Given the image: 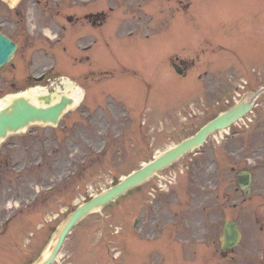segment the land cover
I'll use <instances>...</instances> for the list:
<instances>
[{
  "label": "rangeland",
  "instance_id": "obj_1",
  "mask_svg": "<svg viewBox=\"0 0 264 264\" xmlns=\"http://www.w3.org/2000/svg\"><path fill=\"white\" fill-rule=\"evenodd\" d=\"M105 1L108 4L117 5L119 0H101L99 5H104ZM125 3L128 4L129 2L125 0ZM151 5L155 6L154 3ZM257 5L258 0H201L198 2V8L202 10L200 26L203 28L212 27L215 37L222 40L227 46H229L231 38L234 36L237 39V48L240 51L247 54L248 51H251L257 54L253 60L248 56L244 59L239 58L250 70L259 68L255 60H264V47L257 44L261 43L264 36L255 37V44L251 41L248 45L250 37L248 28L257 27L263 22L250 14V11L257 9ZM135 6L137 7L136 16H145L139 3H136ZM145 6L146 4L142 3V7ZM114 7L116 9L112 13L108 25L113 30L115 23L118 26L121 21L123 32H127L123 37V48L119 41L112 39L107 45V51L101 53L102 65L112 67L116 76L102 77L103 79L97 80L101 81L100 83H95L90 88L91 93L95 96V98L90 99V102L94 103L90 106L91 109H96L94 115L97 119L82 123L89 129L86 136L82 135V132L79 133L78 136L83 137L79 144H75V141H67V139L73 138L68 134L72 119H76L77 116V113L74 114V110H72V112L67 113L60 126V128L63 126L69 127L67 130L63 131L60 128L56 130H54L55 128L41 129L39 133L42 134L43 141L32 143L34 146L32 148L33 156L41 155L42 157L39 165H37V161L32 162L31 165L28 164V157H32L28 156L25 148L22 147L10 153L8 159L9 161L10 158L18 161L26 157V163H22L14 170L11 169L12 172L5 167V162L1 165L8 172L1 177L0 220L10 216L9 214L15 216L21 214L10 226V231L6 235L1 234L3 221H0V264H28L37 261L41 257V253L43 254L52 242L66 216L74 209L76 204L82 203L90 194L98 193L109 187L113 184V180H118L132 170L139 168L144 164V161L184 138L187 132L195 131L196 126L205 119L202 114L193 116L190 123L194 128L188 126L189 121L185 119L186 110L184 109L185 103H183L185 97L182 95V91L176 92V90H182L181 87H176L175 93L170 95L172 99L163 105H160L157 101L154 102L153 99L156 94L155 92L152 93L148 98L149 104L144 119L148 122L142 125H139L140 122L134 119L130 112L126 115L121 114L123 111L120 110L119 103H115V107L118 109H116L118 112V117H116L115 112L110 108L112 105L108 106L110 101L107 96L101 92L98 93L96 90L93 91L97 87H101V91L106 93L112 89L113 91L108 95L111 99L130 100L132 90L128 86L138 81L134 77L137 75V71L142 70L143 63L150 62L154 58V51L150 42H158L161 49L165 42L163 39H159L157 34L152 40H148L147 37L143 36L131 35L128 31L132 27L128 28V23H130L129 17L126 16L128 14L125 13V10L121 13L122 9ZM41 8L42 6L38 8L39 12ZM86 9L87 7L83 8V10ZM120 13L121 16L123 15L121 18H119ZM173 14L174 12L171 13L170 17ZM159 18H161V15L158 16ZM87 28L88 26L84 27L85 30ZM93 32L94 28H91L90 33ZM131 43H135L132 45L134 50L131 48ZM99 48L101 50L103 46L101 45ZM123 50L125 51L123 52ZM48 57L57 61L58 70H61L64 74L71 75V71L74 72L81 67L80 65L79 67L73 65L71 58L64 65L62 53L49 52ZM222 57L226 60L238 59L237 55L231 52H224ZM122 59L128 65L125 74H123V68L120 66ZM8 69L9 67L0 69V75ZM1 86L4 91L0 92V101L5 100L8 96L10 97L13 93H17V90L10 88L9 82H2ZM117 87L120 88L119 91H117ZM62 89L74 91L75 87L72 84L71 87H66L63 81L53 80V82H46L44 86L36 90L33 87L28 88L26 92L33 97L41 90L56 91ZM164 97L157 96L159 99ZM84 106L83 104L81 107ZM104 107L107 111H104ZM123 110L126 111L124 105ZM97 111H100L101 120L105 124H101L102 121H99L100 116L96 114ZM133 111L134 115L138 112L135 109ZM261 111L264 116V107L261 108ZM104 125L110 127L109 131L111 133V137L107 139L106 144L102 142L101 136L103 133H100L105 131ZM112 135L117 137L114 138ZM18 138L16 136L10 137V139ZM29 143L31 141L27 140L26 144ZM210 144L218 146L214 152L220 150V146L213 139ZM105 146L106 148H103ZM100 149L107 150L103 156L104 158L100 160L99 158H92L94 153ZM209 149V147L205 149L206 153L209 152L203 167L206 174L205 183L209 187L212 183L208 182V179H213L217 183L214 193L222 196L223 201L219 197L214 199L213 205L208 204L204 208L198 209L199 218H203L206 223L214 225L210 228L211 235L213 233L218 234V227L221 230V223L225 219L238 220L244 236H246V242L253 239L248 250L239 247L225 256H219L218 252L215 251L217 246L210 239L197 241L195 238L190 237L192 233L190 229L188 230V225L189 223L193 224L196 218L191 219V214H188L186 220H184V213L187 209L186 197L182 188L184 175L178 172L176 183V187L180 189L177 196L178 201L175 202V205H169L172 211L168 212L166 216L167 220L177 222L174 225V230H177L175 238L182 239L184 243L174 242L171 246L166 245L164 250L161 247L164 244L163 237L149 232L140 233L136 227L137 219L128 222L126 218L127 212L131 213L137 210L136 201L131 196L127 202L121 198L116 203H112V205L87 217L70 236L61 252V257L54 264H264V190L262 187L260 190L256 188L252 200L238 202L242 199L237 200L236 198L237 193L234 190L235 173L238 168L247 166V160L236 162L233 160L234 157L232 158L233 155L227 154L224 156L222 152L218 154L222 158L216 159L213 158L215 153H211ZM212 159H215L214 164H211ZM186 160L187 157L182 162ZM216 162L218 163L217 168H215ZM175 166L177 167L174 170H178L183 164L180 161ZM256 174L257 179L264 180L263 169L260 165L256 167ZM155 181L152 179L150 183L141 187L148 190L149 187L154 185ZM51 186L53 190L50 192L48 190H51L49 189ZM37 189H40L38 198L41 199L28 209L25 208L26 203L32 201V195L34 192L36 194ZM133 192L134 190L130 193L133 194ZM147 197L150 198V196ZM140 199L143 204L142 209L149 211L152 205L145 202L142 197ZM18 200L20 207L15 206ZM235 202L239 204L236 208H234ZM10 204L14 207H9ZM213 220L220 225L217 226V223ZM37 222L39 226L42 224L40 229H36L35 223ZM163 222L164 219L158 225L157 221L155 228L157 232ZM32 223L33 225H31L29 231L36 229V238L30 242L28 238L29 231L25 229V225ZM17 224H19L17 231L15 232L14 228L11 230ZM115 225L118 226L117 231L113 232ZM23 231H28V233ZM103 231L105 235L102 239L100 238L101 240L98 243L97 237ZM199 233L200 230H197L193 234L197 235ZM190 238L191 241L187 242ZM198 238L202 237L198 236ZM16 240L19 242L17 243ZM106 241H109V246L113 247V250L118 251L116 256L120 257L117 258L118 260H111V256L109 259L106 257V254H111L105 246ZM27 244L28 248H26ZM95 247H97L98 253L94 252Z\"/></svg>",
  "mask_w": 264,
  "mask_h": 264
},
{
  "label": "water",
  "instance_id": "obj_2",
  "mask_svg": "<svg viewBox=\"0 0 264 264\" xmlns=\"http://www.w3.org/2000/svg\"><path fill=\"white\" fill-rule=\"evenodd\" d=\"M13 50L14 49L11 46V44L7 40H5L4 38H2L0 36V65L9 59ZM229 113H230L229 115L228 114L225 115L224 117H222V119H226L228 116L231 117L230 119H228L226 122L220 123V124L217 122H213V123H215L214 127L220 128L221 126L227 125L229 121H232V119H235L240 114L239 112H236V111L235 112L231 111ZM9 115L11 116L10 117L11 118V120H10L11 125H9V124L8 125L11 126L12 129H17L19 126L24 125L29 118L30 119L42 118L43 117V111L35 112L33 110H28V113L24 114V115H21L19 112H17V113L13 112ZM19 115L22 117H19ZM196 144L197 143H194L192 145V143H188V141L183 142L178 147L169 151V153H168L169 157H167L166 159L158 160V162H155V163L149 165L147 168H144L140 172L136 173L134 176L125 180L121 185H119L116 188L108 191L107 193L95 198L92 202H90V203L82 206L80 209H78L73 214V216L70 217L68 222L64 225L62 230L59 232L58 240H57L55 246L53 247L49 257L44 259L42 262H40L38 264H49L52 261V259L54 258L55 254L59 248V246L61 245V242H62L67 230L70 228V226L72 224H74L86 212L91 210L93 207L104 204V201H106L109 198H112V197L116 196L117 194L123 192L128 186H132V185L136 184V182L141 181L145 177L144 176L145 171H149V170H152V169L159 167L161 164H163L164 162H166L170 158L176 157L177 155L181 154L182 152H184L189 147L194 146ZM238 180H239L242 188L245 189V192L248 193L249 192L248 187H249L250 180H251L250 175L249 174L245 175V173H241L239 175ZM239 238H240V233L236 229V224L234 222H231V221L226 222L225 228H224L223 249H228V248H231L232 246L236 245L239 241Z\"/></svg>",
  "mask_w": 264,
  "mask_h": 264
},
{
  "label": "flooded vegetation",
  "instance_id": "obj_3",
  "mask_svg": "<svg viewBox=\"0 0 264 264\" xmlns=\"http://www.w3.org/2000/svg\"><path fill=\"white\" fill-rule=\"evenodd\" d=\"M72 19V18H71ZM16 33H18L17 35L18 36H16V35H11V37L14 39V40H17V41H19V42H24V43H26V44H28V40H29V38H28V36H27V34H26V31L23 29V30H18V31H16ZM18 37H20V39L18 38ZM184 61V63L186 64V63H189V61H186L185 59H183L182 60V62ZM190 62L191 63H194L192 60H190ZM206 88H209L210 86H208V85H206L205 86ZM208 97L206 96V99H207Z\"/></svg>",
  "mask_w": 264,
  "mask_h": 264
}]
</instances>
